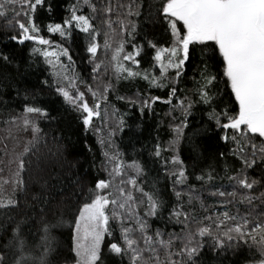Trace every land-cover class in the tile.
<instances>
[{
	"label": "snow or ice",
	"instance_id": "snow-or-ice-1",
	"mask_svg": "<svg viewBox=\"0 0 264 264\" xmlns=\"http://www.w3.org/2000/svg\"><path fill=\"white\" fill-rule=\"evenodd\" d=\"M0 18V264H264V0H0ZM113 96L166 120L141 140ZM88 134L91 179L67 160Z\"/></svg>",
	"mask_w": 264,
	"mask_h": 264
},
{
	"label": "trees",
	"instance_id": "trees-1",
	"mask_svg": "<svg viewBox=\"0 0 264 264\" xmlns=\"http://www.w3.org/2000/svg\"><path fill=\"white\" fill-rule=\"evenodd\" d=\"M63 2V0H61ZM57 20L60 18V10L58 9L57 12ZM99 21H97V25H99ZM4 25V20L0 18V28H2ZM140 28L143 31H147L150 34L154 35L157 40L160 41L161 46L167 47L168 45L165 43V40L167 39L166 34L162 32V29L160 28H154L151 24H148L143 18L140 19ZM53 40H59V37L57 36H52L50 37ZM103 35L99 37V41L101 44H103ZM137 41L140 42L139 37L137 38ZM68 46V45H66ZM127 50H131V46L128 45L126 46ZM70 53L73 56V59L76 62V71L83 77L84 79H87L89 83H92V80L90 78V73H91V65H88L85 63L83 57L84 53L82 50V42H77L71 45L70 48ZM154 51L150 52L148 55H143L141 59V69L148 68L151 70V57L154 56ZM101 58L105 59V63H107V58L105 57V53L103 50L99 53ZM155 73L158 74V67L155 69ZM147 84L146 81L143 80H136V81H121L119 88H118V94L119 95H125L132 97L135 95L137 92V89L144 91L146 90ZM152 95H160V96H165L166 90H157V89H152ZM112 102L115 104L116 108L120 110V113L123 114L125 112L131 111V115L128 117H125L128 120L129 124H136V123H142L143 124V134L141 136V140H144L147 138L148 133L150 130H152L157 122H159L162 119H165L164 114L168 110V106L165 104H162L160 102H157L155 105V113L152 117L146 116L143 121L140 120L139 118V113L136 112L134 109L130 110L125 102L122 101H117L115 100V97H111ZM18 110V109H17ZM3 117H0V137H3L5 135L4 133V125L2 123ZM97 126L100 125V122L97 121ZM42 127H44L46 132H51L56 129L57 125L55 123H52L51 125L49 124H42ZM59 127L65 128L66 127V121L62 120L60 122ZM161 139L166 140L167 135H166V129L162 130L161 133ZM50 138V137H49ZM119 142V138H118ZM88 143L92 146L93 148V153H89L87 149L84 146V136H73L72 140L69 142V148H68V154H67V160L74 166L72 171L73 172H79L80 175H84L86 172L88 173V178L91 179L92 176L95 175L94 172H89V165L92 162L93 159V154L96 155V157H99V151H100V146L97 143L96 136L92 134H88ZM10 144V142H9ZM129 153H131V149H127ZM0 157H3V152L0 151ZM154 175V174H153ZM163 183V181H162Z\"/></svg>",
	"mask_w": 264,
	"mask_h": 264
},
{
	"label": "rangeland",
	"instance_id": "rangeland-1",
	"mask_svg": "<svg viewBox=\"0 0 264 264\" xmlns=\"http://www.w3.org/2000/svg\"><path fill=\"white\" fill-rule=\"evenodd\" d=\"M64 61H65V63H67V60H66V58H62ZM100 126V125H99Z\"/></svg>",
	"mask_w": 264,
	"mask_h": 264
}]
</instances>
